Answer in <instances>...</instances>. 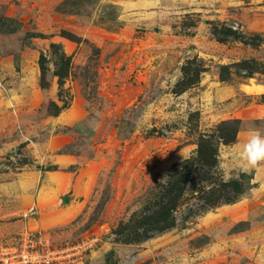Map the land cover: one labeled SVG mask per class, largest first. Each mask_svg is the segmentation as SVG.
I'll list each match as a JSON object with an SVG mask.
<instances>
[{
    "label": "rangeland",
    "instance_id": "rangeland-1",
    "mask_svg": "<svg viewBox=\"0 0 264 264\" xmlns=\"http://www.w3.org/2000/svg\"><path fill=\"white\" fill-rule=\"evenodd\" d=\"M74 4L0 0V257L16 247L54 264H264V160L252 166L241 158L255 132L264 137V70L228 82L218 75L222 64L264 62V45L219 42L211 33L223 23L264 34V0ZM107 4L115 6L111 17L100 15ZM61 30L80 41L66 42ZM193 57L207 71L197 86L173 94L180 66ZM55 70L65 75L61 87ZM75 110L85 135L69 123ZM232 118L241 127L233 144L220 146L219 166L224 177L245 174L239 199L139 243L115 241L112 229L138 209V196L194 152L197 132ZM63 153L75 161L59 166ZM54 167L70 175L95 172L89 194L74 198L68 190L50 215L37 217L31 204L21 218L11 217L15 181L31 185L33 172Z\"/></svg>",
    "mask_w": 264,
    "mask_h": 264
},
{
    "label": "trees",
    "instance_id": "trees-1",
    "mask_svg": "<svg viewBox=\"0 0 264 264\" xmlns=\"http://www.w3.org/2000/svg\"><path fill=\"white\" fill-rule=\"evenodd\" d=\"M115 8L107 5V11ZM109 13V14H108ZM105 14L111 17L110 12ZM117 20V15H114ZM3 20L11 21L10 17ZM211 33L219 42H240L244 46L258 49L264 45V34L246 32L226 24H213ZM60 35L78 43L80 38L66 30ZM33 33L31 37H42ZM54 45V44H52ZM63 65L68 66L71 59L62 53ZM45 57L41 53L39 65L41 70L40 86L45 88ZM264 70V62L255 58H246L218 67L221 81H231L233 75L241 78L252 77ZM207 71L201 58L186 59L180 66V77L173 84L171 92L179 95L198 85L201 75ZM61 87L65 77L60 71H54ZM241 120L237 118L222 120L207 131H198L196 149L183 160L174 163L163 175L156 178L137 198L138 209L129 218L120 220L111 231L114 240L124 244H136L157 234L183 225L188 219L209 209L223 204H231L239 199L248 187L245 174L227 180L219 166V149L221 145H231L237 139ZM48 168L46 170H54ZM251 178V177H250Z\"/></svg>",
    "mask_w": 264,
    "mask_h": 264
},
{
    "label": "crops",
    "instance_id": "crops-1",
    "mask_svg": "<svg viewBox=\"0 0 264 264\" xmlns=\"http://www.w3.org/2000/svg\"><path fill=\"white\" fill-rule=\"evenodd\" d=\"M73 1L75 2V6L72 7L75 8H78L83 3L91 2V0ZM107 5H104V11L100 14L101 16L102 14H105L107 12ZM66 42L71 43L72 41L66 40ZM73 112L77 114V117L69 123L72 124V128L76 133L85 135L86 129L88 128L82 125L81 110H75ZM73 112H71V116H73ZM74 161L75 156L70 153L58 154L55 160V162H57L59 166H66L72 164ZM95 175L96 173L93 172L91 176H85L82 169L74 175H70L69 173L60 171L58 169L45 170L44 173L33 172V174L31 175L33 179L31 185H29L26 181H15L18 190L13 194V197L17 199V204H15V207L13 208L9 205V215L11 217L14 216L21 218L23 214H25V211L31 208V204L35 207L34 212L37 214V217L42 218L44 217V215H50L54 213L53 206L57 204L60 196L66 191L69 190L74 198L87 196L92 189L93 179L95 178ZM66 181L67 184L64 183ZM29 187H31V190H29ZM67 207L68 204L66 205V208L61 207V209H59L66 210ZM19 221L22 220L19 219Z\"/></svg>",
    "mask_w": 264,
    "mask_h": 264
},
{
    "label": "built area",
    "instance_id": "built-area-1",
    "mask_svg": "<svg viewBox=\"0 0 264 264\" xmlns=\"http://www.w3.org/2000/svg\"><path fill=\"white\" fill-rule=\"evenodd\" d=\"M5 251V250H4ZM47 253H54L53 251H48ZM0 264H54L48 258H41L39 260L36 259V256L32 251H28L25 248H21L20 250L16 247L9 248L8 252H4L2 257H0Z\"/></svg>",
    "mask_w": 264,
    "mask_h": 264
},
{
    "label": "clouds",
    "instance_id": "clouds-1",
    "mask_svg": "<svg viewBox=\"0 0 264 264\" xmlns=\"http://www.w3.org/2000/svg\"><path fill=\"white\" fill-rule=\"evenodd\" d=\"M241 158L246 161L248 165H256L258 162L264 160V137L259 132H255L249 142L243 146L241 151ZM225 180L229 179L226 175Z\"/></svg>",
    "mask_w": 264,
    "mask_h": 264
}]
</instances>
